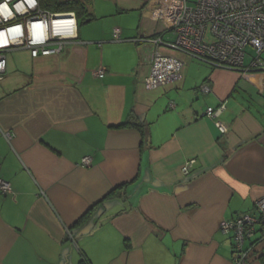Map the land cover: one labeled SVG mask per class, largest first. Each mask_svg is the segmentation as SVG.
Here are the masks:
<instances>
[{
  "label": "crops",
  "instance_id": "obj_1",
  "mask_svg": "<svg viewBox=\"0 0 264 264\" xmlns=\"http://www.w3.org/2000/svg\"><path fill=\"white\" fill-rule=\"evenodd\" d=\"M83 1L90 16L61 53L24 49L18 68L7 56L0 264H235L221 226L264 198V68L186 58L180 81L147 89L143 40L169 1ZM221 104L226 133L205 115ZM245 247L264 264L260 233Z\"/></svg>",
  "mask_w": 264,
  "mask_h": 264
},
{
  "label": "built area",
  "instance_id": "obj_2",
  "mask_svg": "<svg viewBox=\"0 0 264 264\" xmlns=\"http://www.w3.org/2000/svg\"><path fill=\"white\" fill-rule=\"evenodd\" d=\"M157 8L156 18L163 24L159 34L143 41L155 45L150 69L144 78L147 89H156L180 81L186 58L206 64L238 69L264 68V0H168ZM7 3L11 15L0 11V80L7 72L8 53L28 49L33 57L59 54L67 42L77 38L78 18L75 12H52L41 6L40 0H0ZM17 4L24 10L18 11ZM120 29L115 37L120 39ZM252 47L254 55L247 51ZM164 49L168 50L165 51ZM204 93L210 87L202 85ZM225 105L208 107L205 115L215 119L221 133L228 127L220 120ZM10 138L11 134L7 133ZM93 159L85 156L82 165L91 166ZM193 161L184 168L189 173ZM0 190H11L9 182L0 179ZM253 213H244L225 221L221 230L233 234V261L249 264L245 247L261 234L264 238V198L255 203Z\"/></svg>",
  "mask_w": 264,
  "mask_h": 264
},
{
  "label": "trees",
  "instance_id": "obj_3",
  "mask_svg": "<svg viewBox=\"0 0 264 264\" xmlns=\"http://www.w3.org/2000/svg\"><path fill=\"white\" fill-rule=\"evenodd\" d=\"M41 6L52 12H75L77 18L83 22L90 14L87 13V7L83 0H40ZM209 65V64H208ZM212 66V65H210ZM217 67V66H212ZM119 126H136L144 132L145 125L128 119Z\"/></svg>",
  "mask_w": 264,
  "mask_h": 264
},
{
  "label": "rangeland",
  "instance_id": "obj_4",
  "mask_svg": "<svg viewBox=\"0 0 264 264\" xmlns=\"http://www.w3.org/2000/svg\"><path fill=\"white\" fill-rule=\"evenodd\" d=\"M247 51L250 52L252 55H254V50L252 47H248ZM26 52H27V50H24V49L12 50V52L10 51L8 53V61H9L10 67L14 68L17 65V68H18L19 63H22V62H24V60H27L28 59V53H26ZM194 62H198L199 64L205 65L204 63H201V62L196 61V60H194Z\"/></svg>",
  "mask_w": 264,
  "mask_h": 264
},
{
  "label": "clouds",
  "instance_id": "obj_5",
  "mask_svg": "<svg viewBox=\"0 0 264 264\" xmlns=\"http://www.w3.org/2000/svg\"><path fill=\"white\" fill-rule=\"evenodd\" d=\"M34 3H35V0H33L32 4L34 5ZM16 8L18 11L24 10L23 4H17ZM0 11L3 12L5 18H7L8 16H10L12 14L11 11L8 9L6 2L3 5H0Z\"/></svg>",
  "mask_w": 264,
  "mask_h": 264
}]
</instances>
